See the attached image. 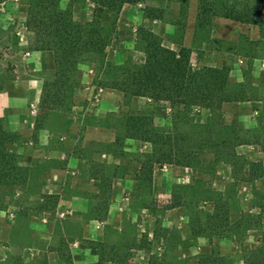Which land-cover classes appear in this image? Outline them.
Here are the masks:
<instances>
[{
	"label": "rangeland",
	"instance_id": "obj_1",
	"mask_svg": "<svg viewBox=\"0 0 264 264\" xmlns=\"http://www.w3.org/2000/svg\"><path fill=\"white\" fill-rule=\"evenodd\" d=\"M28 1L0 0L7 9L0 12L7 20L17 14L26 18ZM69 1L60 0V8ZM261 5L264 0H143L128 4L125 15L118 13L104 61L142 62L141 30L147 29L164 46L185 48L194 68L224 66L230 87L253 99L216 110L177 112L166 101L104 87L112 78L104 63H79L65 104L37 107V126H47L52 134L46 144L34 145L39 148L35 157L27 156L20 134L11 131L6 147L23 170L19 183L0 185V264H66L69 241L81 232L60 196L80 199L87 219H106L109 205L119 204L118 217L105 223L101 245L81 238L100 253L103 264L118 263L123 256L126 264H197L209 254L219 264H245L251 250L264 248V23L256 15ZM199 7L206 8L201 15ZM224 8L252 9L258 21L224 17ZM70 10L78 22L110 19L89 0L72 1ZM10 70L0 56V79ZM51 70L43 82L51 79ZM128 114L148 115L158 131L200 144L194 161L155 164L146 174L149 143L115 140ZM2 124L8 130L3 119ZM70 157L75 170L64 177L63 186L40 185L43 176L52 179Z\"/></svg>",
	"mask_w": 264,
	"mask_h": 264
},
{
	"label": "trees",
	"instance_id": "obj_2",
	"mask_svg": "<svg viewBox=\"0 0 264 264\" xmlns=\"http://www.w3.org/2000/svg\"><path fill=\"white\" fill-rule=\"evenodd\" d=\"M72 1L75 0H70L65 8H60V0L28 1L25 26L33 32L31 46L36 50H50L53 55L51 79L44 81L41 87V109H53L65 104L75 85L78 64L83 61L105 64L106 71L112 73V78L102 84L104 87L115 89L125 96L166 101L177 112H187L194 107L216 110L224 103L253 99L242 89L230 87L224 66L203 65L194 68L185 48L181 47L176 51L166 47L158 36L147 29L141 30L145 54L142 62L115 65L104 61L105 48L115 32L116 18L121 7L143 0H89L100 7L105 15H109L107 23H101L94 17L83 22L75 21L70 10ZM204 9L206 10L199 7L198 15ZM222 11L221 15L234 20L253 24L258 21L254 20L255 13L252 14L246 8L241 12L235 8H224ZM256 13L262 18L258 23L263 24L264 7H258ZM2 126L0 118V185L12 186L21 180L23 168L16 164L15 154L6 147L12 140L13 133ZM121 128L122 136H116V141L134 138L149 143L150 151L145 155V167L143 165L148 175L155 164H191L201 148L197 143L188 144L190 141L183 136L176 139V134L158 131L148 115L128 114L121 121ZM182 146L189 148L183 151ZM230 156H234L233 153L230 152ZM95 244L101 245V241ZM102 262L99 253L97 261L88 264H103ZM217 262L219 264V259L212 254L202 255L197 260V264ZM65 263L71 264L70 256ZM113 264H126L124 256ZM245 264H264V248L251 250L245 258Z\"/></svg>",
	"mask_w": 264,
	"mask_h": 264
},
{
	"label": "crops",
	"instance_id": "obj_3",
	"mask_svg": "<svg viewBox=\"0 0 264 264\" xmlns=\"http://www.w3.org/2000/svg\"><path fill=\"white\" fill-rule=\"evenodd\" d=\"M128 4H124L119 12V17L129 10ZM0 10L7 9L0 7ZM140 14L141 10H137ZM17 19H6V13L0 12V56L10 65L11 75L0 79V118L4 120L9 131L20 134L21 141L26 147L28 157H35L39 148L34 145H44L50 138L52 131L47 126H37L36 111L41 96V87L44 74H47L53 64V55L50 50H36L31 46L33 32L25 26L24 14ZM149 22V24H153ZM104 101L99 105L104 106ZM63 124V122H61ZM36 128H40L35 132ZM75 140L77 135H71ZM59 137V136H58ZM44 150L45 147H43ZM71 152V148L69 149ZM74 157L52 174V179L44 177L40 185L46 187L63 186L64 177L68 173H74ZM63 178V180H61ZM118 196V195H116ZM118 198V197H117ZM116 199V197L114 198ZM80 199L60 196V201L67 203L72 219H77L81 236L73 237L69 241V255L71 264H88L97 261L98 255L93 247L86 246L81 238H89L96 241L103 240L106 221L118 217L119 204L113 201L107 210L106 219L84 217L85 207ZM76 202L77 206H74ZM116 215V216H115ZM81 220V221H78ZM76 222V223H77ZM62 227V226H61ZM80 235V234H79ZM48 264H63L61 261H50Z\"/></svg>",
	"mask_w": 264,
	"mask_h": 264
}]
</instances>
